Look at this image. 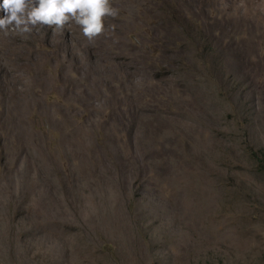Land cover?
Segmentation results:
<instances>
[{
  "label": "rangeland",
  "instance_id": "obj_1",
  "mask_svg": "<svg viewBox=\"0 0 264 264\" xmlns=\"http://www.w3.org/2000/svg\"><path fill=\"white\" fill-rule=\"evenodd\" d=\"M110 3L0 31V264H264V0Z\"/></svg>",
  "mask_w": 264,
  "mask_h": 264
},
{
  "label": "clouds",
  "instance_id": "obj_2",
  "mask_svg": "<svg viewBox=\"0 0 264 264\" xmlns=\"http://www.w3.org/2000/svg\"><path fill=\"white\" fill-rule=\"evenodd\" d=\"M3 9L0 31L6 36L30 34L38 26L62 32L75 22L89 42L104 35V19L119 12L110 0H3Z\"/></svg>",
  "mask_w": 264,
  "mask_h": 264
}]
</instances>
